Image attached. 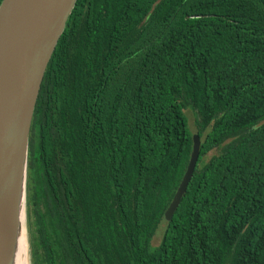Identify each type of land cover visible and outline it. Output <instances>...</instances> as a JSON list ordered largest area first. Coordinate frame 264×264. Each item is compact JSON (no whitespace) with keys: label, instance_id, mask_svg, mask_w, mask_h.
Here are the masks:
<instances>
[{"label":"trees","instance_id":"1","mask_svg":"<svg viewBox=\"0 0 264 264\" xmlns=\"http://www.w3.org/2000/svg\"><path fill=\"white\" fill-rule=\"evenodd\" d=\"M27 174L32 264H264V0H77Z\"/></svg>","mask_w":264,"mask_h":264},{"label":"water","instance_id":"2","mask_svg":"<svg viewBox=\"0 0 264 264\" xmlns=\"http://www.w3.org/2000/svg\"><path fill=\"white\" fill-rule=\"evenodd\" d=\"M76 1L2 0L0 4V264H12L21 219L24 230L28 221L27 157L32 118L44 74ZM192 141L188 164L160 229L170 222L196 167L200 152L197 134Z\"/></svg>","mask_w":264,"mask_h":264},{"label":"bare ground","instance_id":"3","mask_svg":"<svg viewBox=\"0 0 264 264\" xmlns=\"http://www.w3.org/2000/svg\"><path fill=\"white\" fill-rule=\"evenodd\" d=\"M21 220L22 229L20 230V233L18 234L15 241V246L11 259L12 264H29L26 235L23 226V219Z\"/></svg>","mask_w":264,"mask_h":264},{"label":"rangeland","instance_id":"4","mask_svg":"<svg viewBox=\"0 0 264 264\" xmlns=\"http://www.w3.org/2000/svg\"><path fill=\"white\" fill-rule=\"evenodd\" d=\"M185 116L187 118V128L188 131L190 133L191 136H193V134H195L196 132V127H195V116L193 114V112L189 109H185L184 110ZM219 152L214 150L212 152H210L207 156L204 157L203 161H207L208 159H210L211 156L213 155H217ZM27 179H28V174H27ZM25 224V223H24ZM25 235H26V241H27V249H28V259H29V264H32V258H31V250H30V236H29V231H28V226L26 224L25 227ZM160 235L158 234V237Z\"/></svg>","mask_w":264,"mask_h":264}]
</instances>
